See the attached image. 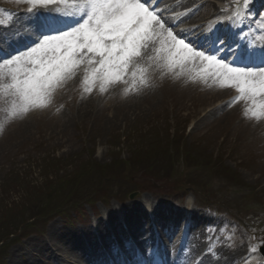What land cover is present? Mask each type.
<instances>
[{
	"label": "rangeland",
	"instance_id": "rangeland-1",
	"mask_svg": "<svg viewBox=\"0 0 264 264\" xmlns=\"http://www.w3.org/2000/svg\"><path fill=\"white\" fill-rule=\"evenodd\" d=\"M52 2L0 0V33L11 27V18L16 23L29 15L26 12L47 10ZM156 49L155 43L146 50L128 77L110 83L100 80L90 89L86 81L91 75L79 65L43 101L24 100L8 87L9 72L15 67H0V214L11 203L19 216L57 204L61 190L44 184L47 177L49 183L69 175L72 187L78 180L75 187L83 189L85 197L77 200L80 195L74 193L76 206L99 195L110 196L109 189L118 190L114 197H120L121 190L125 194L121 204L85 205L73 216L85 215L83 223L71 225L56 217L31 226V233H21L0 248L2 264H10L21 251L31 264H102L95 230L102 236L120 233L110 212L124 219L129 208H136L142 221L146 217L140 207L182 212L185 207L171 201L190 193L203 201L212 198L214 205L209 207H218L232 221L221 218L213 226L206 221L196 235L190 230L188 237L202 239L198 243L204 246V256L177 253L179 259H192L190 264H237L264 244V109L259 107L264 97L253 102L250 94H241L229 114L215 116L216 105L221 107L240 93L236 84L216 76L214 68L199 60L169 67L166 56L152 58ZM33 186L40 189L38 206L35 201L23 205L24 192ZM130 230L135 237L144 235ZM53 232L62 238L51 240ZM66 237L72 250L61 252ZM75 243H80L78 253H90L94 261L62 260L61 253L78 251ZM101 248L108 256L109 247ZM26 250H31V257Z\"/></svg>",
	"mask_w": 264,
	"mask_h": 264
},
{
	"label": "snow or ice",
	"instance_id": "snow-or-ice-1",
	"mask_svg": "<svg viewBox=\"0 0 264 264\" xmlns=\"http://www.w3.org/2000/svg\"><path fill=\"white\" fill-rule=\"evenodd\" d=\"M91 11L78 26L57 35H45L29 51L4 60L14 89L26 101H43L50 90L74 74L82 63L93 78L119 81L141 57L142 50L160 40L154 23L164 25L141 0H87ZM157 51L166 53L172 67L190 61L207 62L214 74L236 84L242 94L264 97V66H231L216 55L206 54L169 30ZM4 65H0L3 67ZM87 79V77H86ZM103 90V89H102ZM264 109V103L259 105Z\"/></svg>",
	"mask_w": 264,
	"mask_h": 264
},
{
	"label": "trees",
	"instance_id": "trees-1",
	"mask_svg": "<svg viewBox=\"0 0 264 264\" xmlns=\"http://www.w3.org/2000/svg\"><path fill=\"white\" fill-rule=\"evenodd\" d=\"M84 171V174H85V170ZM69 176V175H67ZM67 176H63L61 178V180H57L55 182H49L48 183V180H50V177L48 178H45L44 180V184H49V186H53L54 185V188L56 187L58 190H61L60 191V195L61 196H58L55 198V201L56 200H59V202H57V204L55 202H53L52 206H43V207H40L39 209L40 212L35 214V213H30V214H21V218L19 215H17L14 211H12L13 209L12 208V203L11 204H8L6 205L3 209H2V212L0 214V248L2 246H4L5 243H7L10 239H14L15 237H19L21 233H24V232H29L31 233L30 231V228L31 226L35 225L37 226L38 224L42 223V221H49L52 217V215H60L62 214L63 212V209H67L69 210L71 207V204L73 203H76L75 200L76 198L80 195V196L77 198V200H81V199H84L85 196H83L84 194V191L81 193V191H79V189H81L79 186L78 187H75L76 184H78V180L75 184V186L72 187L71 183H69L70 181V176L69 178ZM83 178V177H82ZM47 182V183H46ZM43 183H40V185L42 186V188H47V186H44ZM72 184H74V181L72 182ZM68 185V186H67ZM40 186V187H41ZM66 187V189H65ZM31 187H27L26 191L24 192V198H25V202L26 204H23V205H30V203H32L33 201H35L36 203V206H38V203L36 201V197L40 198L41 195H37V193L40 191V189L36 190V187L33 186V189L34 190H30ZM80 192V194L78 193ZM73 194V195H70ZM74 193H77L78 196H76V194ZM35 194V196L33 195ZM64 194V196L62 195ZM67 196V197H65ZM60 197V198H59ZM37 200H40V199H37ZM49 209V210H48ZM49 211V212H48ZM14 212V213H12ZM11 214H13V216H17L16 219H12L13 217L11 216ZM21 228H23L21 230ZM25 229V230H24ZM2 256H0V259H1ZM3 263V260L2 262H0V264Z\"/></svg>",
	"mask_w": 264,
	"mask_h": 264
},
{
	"label": "bare ground",
	"instance_id": "bare-ground-1",
	"mask_svg": "<svg viewBox=\"0 0 264 264\" xmlns=\"http://www.w3.org/2000/svg\"><path fill=\"white\" fill-rule=\"evenodd\" d=\"M213 1H215V2H219L220 0H213ZM213 1L212 0H206L202 5H203V7H206V5H212V3H213ZM213 7H214V5H212ZM167 10H171V7H169ZM32 19H34V17H32ZM32 19H30L29 21L27 20V18H21V20H18L16 23L14 22L13 23V27L11 28L13 31L10 33V34H8L7 36H9V37H16L17 36V34H18V32L20 31V30H22V29H24V28H29L30 26H31V22H32ZM196 19H198L197 17L195 18V19H193L192 20V22H196ZM11 29H10V31H11ZM0 38H1V36H0ZM84 72L86 73V74H89V70H88V67L87 66H85V68H84ZM97 77H99V76H97ZM99 84H101V83H99ZM86 87H88V89H90L91 88V86L90 85H87L86 84ZM125 212V211H124ZM113 212H110V214H109V216L110 217H114L116 220H117V216H115V214L113 213ZM136 214H139L138 213V211H137V209L136 208H134V209H128L127 210V213H125V217H124V220L122 221V223L124 224V222H125V224H127V227H131V229H135L136 231H138V234H144L143 235V237L140 235L139 237H137L136 239H137V241H134V244L136 245V246H138V247H145L146 248V250H148V249H150L151 247L149 246L151 243H155V242H159L160 243V241L163 239V238H165V235H164V231H165V227H164V225H162V224H160L161 226H159V227H161L162 228V230H160L159 231V233L157 234V232H158V230L155 232V234H153V231H152V233H151V235H149V232H147L146 230H142L143 229V225L146 227V224H148L152 219H148V218H146L145 220H144V222L142 221V222H140V220H141V218H139V219H136L137 221H135V222H133V220H131V221H129V219H130V216L131 215H136ZM167 216V215H166ZM158 219L160 218V217H157ZM115 219H114V221H115ZM162 219H160V221H161ZM153 221V220H152ZM152 223V222H151ZM114 225H115V227H116V229H119L117 226H118V223H113ZM154 225H155V223H153ZM155 228H157V226H155ZM180 229V227H172V229H171V231H173V230H179ZM109 230V229H108ZM130 230V229H129ZM131 231V230H130ZM104 232H106V231H104ZM134 232L135 231H132L131 233H133L134 234ZM166 232V231H165ZM174 233V232H173ZM172 233V234H173ZM157 234V235H156ZM51 237H52V239L51 240H57V241H59V238H62V234H60V233H58V232H53L52 234H51ZM98 237H100V236H98ZM172 238H175L174 236H171ZM70 238H71V240H73L74 242H75V239H74V236H70ZM66 241H65V245L61 248V249H59L61 252L62 251H64V249L63 248H65V249H67V250H72L70 247H71V245L69 244V239L66 237V239H65ZM63 241V240H62ZM195 241H191V243L193 244ZM57 243H59V242H57ZM59 245V244H58ZM75 246V249H77L78 251L76 252V250H75V252L73 253V254H71V252H67V251H65V253H61L62 254V257H67V258H70V260H74V261H76V260H79L80 259V257H81V259L83 260L82 262H85V261H88L87 260V258H86V256H85V254H84V252L83 251H81V253H78L80 250V243H78V244H76L75 243V245H73V247ZM148 246V247H147ZM27 251V253H29V257H31V250H30V252H28V250H26ZM201 253V252H200ZM75 255V256H74ZM103 257V256H102ZM159 258H161V257H159ZM17 260H19V262L21 263V264H31L30 263V261H31V259H29L28 257H27V255L25 254V253H23L22 251L21 252H19V253H17V255H15V257L11 260V262H10V264H16L15 262L17 261ZM21 260V261H20Z\"/></svg>",
	"mask_w": 264,
	"mask_h": 264
},
{
	"label": "water",
	"instance_id": "water-1",
	"mask_svg": "<svg viewBox=\"0 0 264 264\" xmlns=\"http://www.w3.org/2000/svg\"><path fill=\"white\" fill-rule=\"evenodd\" d=\"M260 252L264 254V247L260 249Z\"/></svg>",
	"mask_w": 264,
	"mask_h": 264
}]
</instances>
